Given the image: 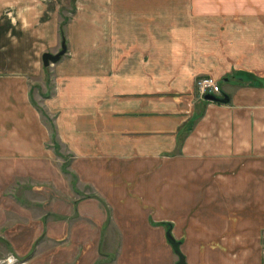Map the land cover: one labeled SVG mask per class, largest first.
Wrapping results in <instances>:
<instances>
[{
  "label": "crops",
  "instance_id": "0c3cea01",
  "mask_svg": "<svg viewBox=\"0 0 264 264\" xmlns=\"http://www.w3.org/2000/svg\"><path fill=\"white\" fill-rule=\"evenodd\" d=\"M0 209L71 264L106 223L104 264H175L168 228L185 264H264V0H0Z\"/></svg>",
  "mask_w": 264,
  "mask_h": 264
},
{
  "label": "rangeland",
  "instance_id": "374dc122",
  "mask_svg": "<svg viewBox=\"0 0 264 264\" xmlns=\"http://www.w3.org/2000/svg\"><path fill=\"white\" fill-rule=\"evenodd\" d=\"M67 4L68 3H65L63 8L69 9V5ZM59 49L60 47L50 49L49 51L54 53L59 51ZM47 82L48 81L46 80V83ZM49 86L50 85L47 84L46 88L43 87L46 90V93H49L51 89ZM29 212L30 215L27 214L26 210L19 209L14 210V213H16L14 214L11 210L0 209V264H71L70 258L72 257L75 248L73 247L71 249L69 246L65 249L58 248L56 243H60L61 239H56L54 236L49 237L47 234L48 231L46 230L47 225L45 226L46 228L41 231V225L37 223H24L25 219L32 220V217L30 216L36 217L40 213V210H29ZM11 213L14 216V220L12 219L13 216L10 215ZM20 213H25L26 215L23 214L25 217L23 218L22 215H19ZM28 216L30 217L29 219ZM155 226L159 228L158 230H161L162 228L165 229L167 225L166 222L160 220ZM113 228L117 229V226L114 225L109 227L107 226V223L101 226V239L99 242H93V245L90 244L86 247L84 242H78L81 246L77 248L78 257L74 259V263L75 260L79 259V254L81 255L85 253H88L91 257H95L93 261L95 262L94 264L108 263V257H105L103 254L106 253L108 256H112L121 243L119 240H114L113 237H115V235H113ZM36 240L38 243L35 247L34 256L27 262H19L21 259L28 257L32 253L34 250L33 245ZM174 258L176 261V255Z\"/></svg>",
  "mask_w": 264,
  "mask_h": 264
},
{
  "label": "water",
  "instance_id": "95a60500",
  "mask_svg": "<svg viewBox=\"0 0 264 264\" xmlns=\"http://www.w3.org/2000/svg\"><path fill=\"white\" fill-rule=\"evenodd\" d=\"M66 52V47H65V43L64 41L61 42V49L59 51H57L56 53H51V52H44L41 56V60H42V64L44 66H48L50 63H54L57 62L61 56ZM203 98L205 100L208 101H214V102H226L228 100L226 95H221V96H216L213 94H205L203 96ZM166 239L168 241V243L171 245L174 253L177 256V261L175 262V264H185V258L183 256V254L180 251L179 248V242L176 241L171 233H170V228L167 229L166 233H165ZM19 262H24V260H20Z\"/></svg>",
  "mask_w": 264,
  "mask_h": 264
},
{
  "label": "built area",
  "instance_id": "2783aa9c",
  "mask_svg": "<svg viewBox=\"0 0 264 264\" xmlns=\"http://www.w3.org/2000/svg\"><path fill=\"white\" fill-rule=\"evenodd\" d=\"M195 86L201 98H203V96L208 93L216 96H221V88L219 82L214 77L211 76L198 77L195 81ZM262 243H263L262 252L264 255V235H263Z\"/></svg>",
  "mask_w": 264,
  "mask_h": 264
},
{
  "label": "trees",
  "instance_id": "16d2710c",
  "mask_svg": "<svg viewBox=\"0 0 264 264\" xmlns=\"http://www.w3.org/2000/svg\"><path fill=\"white\" fill-rule=\"evenodd\" d=\"M60 32H61V36H63V30H62V27H61ZM221 95H222V93H221Z\"/></svg>",
  "mask_w": 264,
  "mask_h": 264
}]
</instances>
